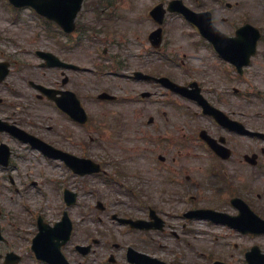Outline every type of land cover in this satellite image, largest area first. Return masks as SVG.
<instances>
[{"label":"rangeland","instance_id":"obj_1","mask_svg":"<svg viewBox=\"0 0 264 264\" xmlns=\"http://www.w3.org/2000/svg\"><path fill=\"white\" fill-rule=\"evenodd\" d=\"M92 1L99 0H86L78 23L94 24L97 9L100 7L94 6ZM115 1L118 3V14L122 20L112 24L116 27L113 35L117 40H127L131 44L123 48L111 46L109 51L121 52L122 55L132 58L133 52H138L139 49L136 41L143 39V33L152 27L150 22L148 20L146 22L143 18V14L148 13L159 1L167 4L171 0ZM216 1L202 0V3L205 7H215ZM226 1L233 4L240 2V6L248 4L251 12V7L257 6L264 14V0ZM183 2L197 10L200 1L183 0ZM17 13L18 16L9 6L8 0H0L2 60L12 59L21 50L56 48V41L45 22L37 19L29 9H22ZM187 25L182 18L169 15L165 26L169 47L179 52L181 58L191 55L189 52L192 45L188 46L187 43H192L189 35L193 33V28ZM133 31L136 32L131 33ZM98 34L103 39L107 35V33ZM123 35L128 36L129 40ZM91 36L94 37L93 34ZM79 37L83 39L82 45L74 48L72 59L75 64L85 68V71L73 72L72 76L75 91L83 98V105L91 118L88 127L84 129L67 119L70 124L62 114L51 107H44L37 100L33 102L13 94L16 90H28L26 86L30 78L35 77L50 83L53 80V71L40 69L38 65L40 61L37 58L31 59L29 53L20 56L24 60L31 61L34 69H26L24 78L26 82H22L20 66L13 68L7 79L8 86L5 84L0 86V98L5 100V104L0 105V111L12 112L21 108L26 119L41 128L44 136L50 141H56V130L59 133L68 130L71 141H60L63 145L61 146L76 156L99 162L104 158L102 157L104 149H107L112 154L111 158L116 161V169L120 168L124 171L123 176L117 177V180L134 192L140 193L141 196L137 198L136 195L123 194L122 191L108 190L107 184L100 177L76 176L63 163L50 161L39 150L3 136L2 139L12 150V157L8 170L0 166V223L9 233L8 238L15 243L12 244L15 246L11 249L25 255L23 264H39L30 254L32 239L38 232L37 218L42 216L47 223L54 224L61 220L64 210H68L74 223V232L72 241L66 246L64 253L73 264H106L110 252L116 253L119 264H128L125 257L127 246H133L141 252L171 264H212L216 260L226 264H248L245 259L246 251L254 245H259L264 251V240L247 239L225 226L209 224L203 220L190 222L184 227L181 213L191 207L207 206L220 211L233 212L230 204L224 201V198L229 196H218L211 191L209 181L195 185L194 180L186 184L184 177L181 176L176 178L181 180L180 184L172 183L167 179V173L165 176V173L161 172L155 159L162 150L152 153L149 149L146 135L148 107L146 103L134 102V98L140 92L149 88L145 82H136L131 77L136 70L135 64L120 70V75L112 73L105 67L106 65H103L105 71H99L98 65L103 64L100 59L103 49L97 43L85 39V35L81 32H78L74 39ZM262 49L264 50V42ZM184 52L188 53L187 57L182 56ZM195 63L196 61H193L194 67H196ZM159 66L177 82L198 79L204 85V93L209 98H264V63L261 61L247 71L244 79L235 77L232 71L227 70L225 72L228 74L217 69L205 68L186 72L173 63ZM8 88L11 90H7ZM235 88H239L241 94H236ZM103 91L114 94L121 100L118 103L98 101L97 96ZM21 101L22 107H16V103ZM252 101L257 100L252 99ZM12 103L15 104V108L10 107ZM194 109L192 107V110ZM260 110L264 112V108ZM186 112L189 117L187 108ZM142 114L145 115L144 119L141 117ZM175 115L178 116L177 113ZM52 124L55 126L54 130L48 131L47 125L52 126ZM11 174L12 178H10ZM65 188L79 195L78 202L73 207L67 208L64 203ZM99 201L106 206L105 211L97 208ZM149 207L159 208L161 211L158 215L165 220L168 219V227L163 232L154 231L147 236H138L136 232L112 220L114 213L122 217L145 218ZM261 211L264 217V207ZM175 231L179 234V238L173 235ZM101 233L105 235L106 245L94 246L95 252L87 258L80 257L76 253L77 244H88L89 239L99 238ZM20 235H22L21 239ZM19 241H21L20 246H18ZM114 243L120 244L121 248L114 249Z\"/></svg>","mask_w":264,"mask_h":264},{"label":"flooded vegetation","instance_id":"obj_2","mask_svg":"<svg viewBox=\"0 0 264 264\" xmlns=\"http://www.w3.org/2000/svg\"><path fill=\"white\" fill-rule=\"evenodd\" d=\"M196 1H200L196 11L199 13L210 11L214 25L222 34L210 35L205 33L199 24L196 25L195 32L189 35L192 43H187L188 46L192 45L191 52H189L191 55L187 57L188 53L184 52L182 56L187 58L181 59V65L186 68H193V61H196V67L193 68L194 71H199L202 68L236 71L239 64L245 60L247 50V41L238 37V30L246 24L253 25L261 34L258 45H262L264 42V14L260 12L257 6H252L251 12L248 4L240 6V2L228 6L226 2L223 4L222 0H217L215 7H205L202 0ZM117 8V2L111 3L109 10L102 19L101 30H99L102 33H107L103 39L105 43L103 50L105 62L109 64L108 68L114 70L128 68L134 63L136 71H144L155 78L148 81L137 80L148 85L149 88L146 91L151 93V96L150 98H142L143 91L140 94L141 98H134V102L137 104L147 102V141L152 153L162 150V153L159 152L155 158L161 172L165 173V176L167 173V179L172 183L178 182L180 184L181 180L176 179L177 176L184 177L183 180L185 179L186 184H190L193 180L195 185L196 183L202 185L204 181H209L212 183L208 184L211 187L210 190L214 191L218 196L222 194L228 195L231 203L236 197L244 199L257 214L262 216L261 209L264 207V203H262L264 200V112L260 109L264 108V104L252 101L251 98H184L178 95L175 98H171L170 91L156 81V79L161 77H170V74L163 71V68L159 65L170 64L169 57L171 54L174 57V54L180 55L179 52L173 51L169 47L167 31H164L165 27L162 33L161 45L158 49L154 48L149 37L150 33L154 31V22L150 16L152 27L150 31L143 33V39L136 41L139 49L138 52H133L132 58L122 55L121 52H110L109 48L111 46L123 48L129 44L126 40H117L116 36L113 35L116 27L112 24L122 20ZM85 27L87 30L91 29L90 26ZM112 37L114 38L112 39ZM136 37H138L137 34ZM125 38H128V36ZM56 45V48L53 49V54L58 58V61H55V63L75 64L72 59V53L74 52L72 41L68 40L67 46H62L59 42ZM226 46L228 49L227 55L223 53ZM0 53L3 54L2 50H0ZM25 53L27 51L23 50L19 54ZM23 59L21 57L20 61ZM2 61L0 58V62ZM257 61L264 62V50L262 47H258L257 53L252 58L253 63ZM16 65H19L22 70V82H26L24 78L26 77V69L29 64L22 61V64ZM39 66L41 68L42 63ZM51 70L53 71L52 82L43 81L44 84L42 85L55 90L57 98H68L67 92H75L72 76L75 70L65 69L60 66L52 67ZM78 71L84 70L80 69ZM37 84H41L38 79L36 81L27 80L26 88L28 90H16L17 92L14 91L13 94L26 100L37 99L40 103L50 104L54 111L66 118L65 120L68 123L76 124L55 102L50 101L48 97L39 93L36 87ZM199 85L202 92H204V85L201 82H199ZM7 90H11V88ZM119 99L117 98L115 101L117 102ZM187 102H192L197 109L188 110L189 117L187 116L186 108L190 106L187 105ZM4 104L5 100L0 98V105ZM17 106L22 107V101L16 103ZM10 107L15 108V104L12 103ZM211 107L220 110L223 114L215 113ZM176 113L178 116L175 115ZM217 116H219V120ZM141 117L144 119L145 115L142 114ZM0 119L9 125L18 127L41 140L49 142L59 150L70 153L68 149L62 147L63 145L60 142L71 141L68 130H62L60 133L56 130V141H50L44 136L41 128L26 119L21 108L12 112L0 111ZM54 127L53 124L52 126L47 125L48 131H53ZM3 136L9 140L22 143V134L16 136L14 133L0 130V146H9L2 139ZM219 145H224L229 149L231 153L229 159H224L213 151L211 146L218 147ZM111 155L110 151L104 149L102 154L104 158L97 162L100 166V173L95 175L108 183V190L114 189L112 184H117V177L124 172L120 168L116 169V161L111 158ZM259 188L260 191H258ZM254 194L255 198L253 197ZM152 208L157 211V214L161 211L159 208ZM191 208L183 211V215L186 216V213L193 211V209H199L198 206ZM150 209L148 208L145 218L135 216L134 219L148 221ZM232 209L234 210L233 207ZM234 211L228 213L233 216L237 214ZM164 224L167 227L166 221H164ZM1 229L4 238L0 241V264H7V257L10 253L18 255L20 257L18 264H22V252L11 249L15 246H12V244L15 243H12V240L8 238L9 233L3 226ZM133 232L147 234V232L138 230H133ZM237 234L251 240L264 239V234ZM175 235L179 237L177 234ZM21 238L22 235H20ZM104 238L105 235L101 233L98 243L106 245ZM20 243L21 241H19L18 246H20Z\"/></svg>","mask_w":264,"mask_h":264},{"label":"water","instance_id":"obj_3","mask_svg":"<svg viewBox=\"0 0 264 264\" xmlns=\"http://www.w3.org/2000/svg\"><path fill=\"white\" fill-rule=\"evenodd\" d=\"M27 2L31 5H42V4H39L38 0H27ZM49 5L51 6L52 5V1L50 0L49 2ZM40 9H41V6H39ZM79 7V6H78ZM43 9V8H42ZM78 8H76L77 10ZM44 14H47L48 12L44 9ZM192 16H194V14H191ZM46 57H50L49 54H45ZM105 97H108L106 95H104ZM78 168V166H76V169ZM242 210V216L240 218V223L239 224V227L241 228L242 227V223H243V218H244V215H248V213L246 211H244L243 209ZM250 219H251V222H252V226L250 228V230H257L261 227L262 231H264V222L258 220L253 214L250 216ZM254 222H260V226L259 225H255ZM58 230H61L63 228V226H66V229H67V234L70 232V223L68 222L67 218L64 219V222H62L61 224L58 225ZM242 229V228H241ZM69 237V236H68ZM68 237H66V240H68ZM39 248V241L37 240V246L35 249ZM141 258H144V257H141ZM152 263H157L156 261L152 262ZM249 263L250 264H264V256H260L258 254L257 251H254L253 253L250 254V257H249ZM139 264H150V262H148V258H146V260H142L140 259L139 260ZM215 264H223V263H215Z\"/></svg>","mask_w":264,"mask_h":264}]
</instances>
